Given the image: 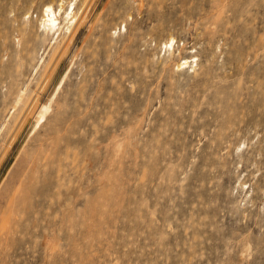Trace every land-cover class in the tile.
<instances>
[{
	"label": "rangeland",
	"instance_id": "rangeland-1",
	"mask_svg": "<svg viewBox=\"0 0 264 264\" xmlns=\"http://www.w3.org/2000/svg\"><path fill=\"white\" fill-rule=\"evenodd\" d=\"M0 264H264V0H0Z\"/></svg>",
	"mask_w": 264,
	"mask_h": 264
},
{
	"label": "bare ground",
	"instance_id": "bare-ground-1",
	"mask_svg": "<svg viewBox=\"0 0 264 264\" xmlns=\"http://www.w3.org/2000/svg\"><path fill=\"white\" fill-rule=\"evenodd\" d=\"M80 1V0H79ZM82 1V0H81ZM63 2V1H62ZM62 2H60V9L59 11H56L54 9V7L51 5V4H46L45 7L43 8V11H42V22H41V27L43 29V34L44 35H47L49 34L50 32H54V33H58L60 30H61V22L59 21V18H58V15H60L61 10L63 8V4ZM74 4V3H73ZM219 8V7H218ZM75 7L73 8V11H74V14H73V11L68 13L67 15V19H68V22H69V19H71L70 22H73L72 20L75 17ZM218 10V9H217ZM210 12V11H209ZM215 12V11H214ZM66 14V12H65ZM73 14V15H72ZM72 15V16H71ZM61 16V15H60ZM30 17V16H29ZM75 20V19H74ZM69 24V23H68ZM70 28V27H69ZM171 41H173V39H171ZM172 44V43H171ZM172 46V45H171ZM188 61V60H187ZM187 61H184L182 64H188ZM181 65V64H180ZM180 65H178V67H180ZM50 105V104H49ZM47 105V107L42 110L41 112V116H40V119L44 118V115L46 114V112L50 109V106ZM39 119V121H40Z\"/></svg>",
	"mask_w": 264,
	"mask_h": 264
}]
</instances>
